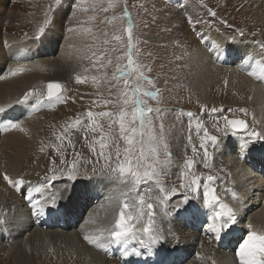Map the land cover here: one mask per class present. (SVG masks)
I'll return each mask as SVG.
<instances>
[{
  "label": "rangeland",
  "instance_id": "rangeland-1",
  "mask_svg": "<svg viewBox=\"0 0 264 264\" xmlns=\"http://www.w3.org/2000/svg\"><path fill=\"white\" fill-rule=\"evenodd\" d=\"M29 1L30 12L25 7L21 11H14L17 0L0 1V77H4L0 78V108L5 109L0 113V125L18 122L24 129L0 131V173L7 172L11 178L23 181L13 188L0 176V216L5 221L0 224V264H126L129 259L133 264H178L179 260L175 258L179 256L186 257L180 264H228L223 257L226 248L218 249L213 239L204 234L199 236L212 214V208L203 205V187L198 190L197 199H191L193 194L179 187L181 173L187 172V158L195 159L193 171L196 175L216 177L211 187L216 189L220 202L233 208L237 215L238 222L231 229L233 232L251 224V230L264 233V215L260 219H251L262 208L264 201V150L257 154L260 157H252L255 164H249L250 159L247 157L239 159L241 164L237 154V142L247 140L248 144L253 142L264 147V140H253L247 136V132H244V138H239L235 136L236 133L225 131L224 121L220 119L221 115L241 118L247 121L248 131L264 134V86L246 74L255 60L264 61V50L261 49V45H264V0H126L138 49V56L134 50V58L151 69L149 72L146 68L145 72L160 90L161 102L158 105L152 101L149 103L154 108L158 106L164 110L161 120L170 153V162L161 181V186L169 193V200L166 204H160L153 199L156 204L155 228L162 239L150 249L142 248L141 256L131 258L122 255L120 246L102 251L88 245L83 239L84 235L77 236L78 230L87 234L96 227L85 221L94 212L90 210L94 205L89 203L90 199H97L89 191L99 186V189H103L101 191L110 193L114 182L101 172L104 162L97 163L96 156L89 148V143L99 133L93 134L79 128L67 133L62 130L63 125L74 122L78 116L83 117L89 110L115 111L111 107L104 108L92 103L95 100L102 104L103 100L110 99L108 89L115 82L105 83L102 79L97 88L92 78L102 77L106 73L110 80L117 63L116 57L125 52L126 36H123L121 44L111 39L117 29L123 35L125 21L116 20L111 25L107 22L113 16H120L125 5L104 12L101 8L107 6V0H77L81 7L89 10L74 15L75 5L69 8L68 3L64 2L55 12V24L37 42L36 28L44 21V13L52 5V0ZM210 11L216 15H210ZM189 18L195 22L194 26L189 23ZM80 21L84 23L80 24ZM69 27L76 31L68 32ZM83 29L91 31L85 32ZM105 38L109 40L107 45L103 43ZM220 39L224 41L223 46L240 45L243 54L247 48L256 49L253 51L254 57L247 56L248 64L239 67L238 61L242 56L231 58L225 51H220ZM114 46L116 51H112ZM22 48L26 51L12 55L15 58L10 56ZM102 53V62H106L109 57L112 59V64L106 69L99 64L93 66V60ZM20 65L25 68L21 75H8L10 69ZM77 76L86 78V82L77 83ZM49 82H58L63 86V102L38 110L34 98L25 104H16L26 91H44V86ZM257 86L260 87V94L254 90ZM8 99L13 103L7 105ZM212 108L224 111L212 113ZM241 108L247 109L248 115L239 112ZM229 109L234 111L229 112ZM187 113H193V117H188ZM101 123L107 131V122ZM159 123L157 121V132ZM198 124L209 135L216 136L218 141L216 147L210 142L207 145L211 157L207 168L204 167L203 149L199 148L203 130L197 129ZM217 124L220 125V131L216 129ZM57 136H64V140H57ZM85 136L88 140H85ZM231 142L233 146L229 147ZM193 146L197 148L195 157ZM76 153H79L78 157ZM62 158L68 162L78 160L79 175L75 181H68L61 175L54 182L56 187L52 189L53 192L60 190L63 185L69 187L63 190L64 198L58 204L60 211L54 214L55 210H46L49 224L41 229L50 233V236L36 239L33 227L22 230L21 226L25 225L26 220H18L16 202H29L28 196L39 198L41 194L31 189L52 174L49 169L55 168L59 174V169L66 167L60 164ZM160 158L165 157L161 155ZM243 165L250 167V171L256 173L258 178L261 176L263 183L259 195L262 202L251 213L240 218L239 206L245 182ZM94 167L97 169L95 173L92 171ZM190 179L189 174L183 182L187 184ZM173 187L177 189L174 195L171 194ZM227 189L234 191L240 200L234 201ZM185 195L190 197L189 202L177 210L178 203ZM75 201L76 207L81 209L78 218L71 217ZM212 207L219 211L218 206ZM188 208L202 216L200 230L194 226L192 215L184 213ZM99 214L104 215L102 210ZM15 232L16 236L13 235ZM242 233L246 236L247 232ZM13 244L20 245L21 253L11 249ZM133 244L138 247L136 242ZM174 248L180 254L171 257ZM237 250L228 254L231 259H238L235 255Z\"/></svg>",
  "mask_w": 264,
  "mask_h": 264
},
{
  "label": "snow or ice",
  "instance_id": "snow-or-ice-1",
  "mask_svg": "<svg viewBox=\"0 0 264 264\" xmlns=\"http://www.w3.org/2000/svg\"><path fill=\"white\" fill-rule=\"evenodd\" d=\"M64 2L68 3L69 8H73V14L80 11H88V8L81 7L77 0H52V5L48 11H45L44 21L39 24L35 31V39L40 42L46 31L55 24V12L62 7ZM121 4L125 5L124 11L120 16H113L107 22L111 25L113 21L123 20L125 26L121 30L117 29L111 39L117 44L123 42V36H126L125 52L122 56L116 57L115 70L112 73L110 80L105 73L102 77H93V82L98 88L103 79L105 83H112V87L108 89L110 99L103 100L102 104L99 101H92L93 105L102 106L104 108H113L115 111H100L92 110L83 114V117L78 116L74 122L62 126L64 133L69 130L79 128L82 131L91 133H99L98 137L94 136L89 143L90 151L96 156V162L103 161L101 172L107 174L108 178L114 183L112 191L105 197V202L99 207L104 215L98 213L93 214L86 221L87 224L95 225V229L85 234L83 239L88 245L94 246L96 249L107 251L112 246H120L122 255L127 258L139 257L142 255L141 249H150L162 239L155 228V212L156 204L153 203L155 198L158 203L166 204L169 200V193L161 186L162 177L165 169L170 162V153L168 152V142L164 134V125L161 120L163 109L160 107H152L149 101L155 102L157 105L160 101V90L155 87V82L146 74V65L142 64L137 58H134V50L138 56L137 45L134 42L133 24L131 22L130 13L126 8V0H107V6L101 8L102 11L108 12L115 9ZM92 10H95V5ZM52 15H49V13ZM215 16V12L209 13ZM83 24L84 21H80ZM189 23L194 26L195 22L189 18ZM68 32H74L76 29L69 27ZM85 32H90L91 29H83ZM107 37V32L104 33ZM241 35L243 33L241 32ZM105 45L109 40L105 38ZM264 50V45H261ZM114 46L112 51H116ZM21 49L20 52H25ZM95 55V53L93 54ZM18 59V57H17ZM251 59V58H250ZM104 61V54L96 56L93 60V66L97 64L101 68H107L112 64V59L109 57ZM122 61H124L122 63ZM25 71L23 65L10 69L9 76H18ZM87 71V69H86ZM147 71H151L147 68ZM246 74L256 79L264 86V61L255 60L252 63L251 70ZM4 78V77H0ZM77 83H85L86 78L82 79L77 76ZM122 82V84H121ZM154 89V90H153ZM115 90V91H113ZM63 86L58 82H49L44 86V91H26L22 98L16 101V104L21 105L27 103L30 98L36 100V110L40 107H54L56 104L63 102L64 98L61 95ZM251 99V97H249ZM203 111V106L201 107ZM5 111L0 108V113ZM223 109L212 108L211 112H223ZM229 112L234 110L229 109ZM244 115H248V110L241 108L238 110ZM188 117H193V113H187ZM220 119L224 121V130H232L233 132H245L248 125L243 119H230L227 115H221ZM101 121L107 122V131H105ZM157 121L159 123V131L157 132ZM19 129L24 131L18 122H11L6 125H0V131ZM118 129V131H117ZM197 129L201 130L202 126L197 125ZM217 131H220V125H216ZM203 130V136L199 144V148L203 149L204 167H209L208 161L210 155L207 150V145L210 142L212 146H218L217 137L209 135L206 129ZM247 136L253 140H264V134L256 131H247ZM88 140V137H84ZM57 140L63 141L64 136H57ZM121 141L123 146H121ZM191 141V135L189 136ZM71 144V140L69 139ZM248 141L245 140L241 144V149L245 150ZM74 147V146H73ZM192 152L197 154V148L193 146ZM161 155L165 158L161 159ZM79 156V153H76ZM91 162V161H89ZM61 165H66L65 168L59 169V174L55 168L49 169L52 173L44 177L43 182L32 188V192L41 194L39 198L28 196L30 206L33 208V215L42 217L46 210H55V213L60 211L58 207L59 201L64 198V189L69 187L63 185L60 190L53 192L56 187L55 181L64 175L68 181H75L79 175L77 168L78 160L68 162L62 158ZM187 172L181 173L180 189H185L186 192L192 193L191 199H197V193L200 187H203V205L205 208H212V214L208 217L210 221L207 231L213 233L217 240L221 239L222 233L227 234L233 226L238 222L237 215L233 208L221 203L216 195V189L211 187V184L216 180V177L207 175L202 177L196 175L193 171L195 165L194 158H187L185 161ZM93 173L97 171L94 167ZM191 175V179L187 184L183 181ZM4 182L9 187L16 188L23 183L22 180L11 178L7 172L0 173ZM177 189L173 187L172 195ZM234 201L240 200V197L231 189ZM155 193V197H154ZM190 197L185 195L183 200L178 203L177 210L183 204L189 202ZM218 206L219 211L212 206ZM5 221L0 216V224ZM249 232L238 245L236 257L239 264H264V233L253 231L252 225L249 224ZM136 242L138 247L133 244ZM126 264H133L129 259Z\"/></svg>",
  "mask_w": 264,
  "mask_h": 264
},
{
  "label": "bare ground",
  "instance_id": "bare-ground-1",
  "mask_svg": "<svg viewBox=\"0 0 264 264\" xmlns=\"http://www.w3.org/2000/svg\"><path fill=\"white\" fill-rule=\"evenodd\" d=\"M1 1V0H0ZM19 2L20 3H24L25 5L23 6H21L20 4H19ZM228 2V1H227ZM12 3V2H11ZM3 4V3H2ZM28 5H30V1L29 0H17V2H16V4L13 6V9H14V11H21L24 7L28 10V12H30L29 10H30V8L28 7ZM3 6V5H2ZM12 9V10H13ZM185 11H187V10H185ZM198 28V27H197ZM200 28H201V26H200ZM197 30H199V29H197ZM19 33H21V32H19ZM209 33V32H208ZM205 36V35H204ZM196 37V36H195ZM198 38V37H197ZM192 39V38H191ZM218 39V38H217ZM220 40H222V39H220ZM223 40H222V44H220V45H218V46H220V48H219V50L220 51H225L227 54H229L230 55V57L231 58H234V57H241L240 59H239V61H238V65H239V67L240 66H244V64L245 65H247L248 64V61H247V56L248 57H252L253 56V51L254 50H256V49H250V48H247L246 50H245V52L246 53H242V48H241V46L240 45H237V44H233V45H231V44H224V46H223ZM222 45V46H221ZM245 49V48H244ZM201 52V51H200ZM20 53V51H18V52H16V53H14V54H10V56L11 57H13V58H15V56H12V55H17V54H19ZM205 54V53H204ZM208 54V53H207ZM217 54V53H216ZM215 54V55H216ZM199 55V54H198ZM244 55V56H243ZM3 57V56H2ZM213 57V56H212ZM254 57V56H253ZM259 57V56H258ZM8 58V57H7ZM202 59V58H201ZM206 59V58H205ZM214 59V58H213ZM259 59V58H258ZM255 60V59H254ZM206 61V60H205ZM227 61H229V60H227ZM253 61V60H252ZM251 62V61H250ZM195 63V62H194ZM252 63V62H251ZM3 64V63H2ZM210 64V63H209ZM252 66V65H251ZM250 66V67H251ZM202 68V67H201ZM248 70H250V69H248ZM247 70V71H248ZM207 74V73H206ZM250 79V78H249ZM247 80V79H246ZM246 80H243V81H246ZM255 80V79H254ZM253 81V80H252ZM243 83V82H242ZM247 83V82H246ZM250 85V84H249ZM251 86V85H250ZM258 94H260V92H261V90H260V87H256V89H254ZM2 92V91H1ZM8 92V91H7ZM18 98V97H17ZM7 100V99H6ZM9 100V99H8ZM10 100L6 103L7 105H10V104H12L13 102H11L10 104ZM264 103V102H263ZM263 121H264V119H263ZM263 127H264V125H263ZM245 132H247V131H245ZM237 135V137H239V138H244V137H242L243 135H245L244 133L243 134H235V136ZM244 141V140H243ZM240 142V143H239ZM239 142H237L239 145L237 146V154L239 155V157H238V160L239 159H241V158H243V157H247L248 159H250L248 162H249V164L250 163H254L255 164V162H253L252 161V157H256V156H258V157H260V154L259 155H257L260 151H262V150H264V147H262V146H260V145H258V143H250V144H248L247 145V147H246V149L245 150H242L241 149V144L242 143H244V142H242V141H239ZM231 146H233V143L231 142V144H230V146L229 147H231ZM229 147L227 148V151H228V149H229ZM234 157V156H233ZM237 161V160H236ZM240 161V163L242 164V161L241 160H239ZM238 162V161H237ZM241 167V166H240ZM242 169H245L244 170V172H243V176H244V178L243 179H245V182H243L244 183V187H243V192L241 193V206H239L240 207V218H243V216H246L248 213H251V211L252 210H254V208L256 207V206H258L259 204H260V202H262L261 201V199H260V195H259V189H260V187H261V184L263 183V181H262V178H261V176H260V178H258V176L256 175V173H252L251 171H250V167H246L245 165H243V167H242ZM240 172H241V170H239ZM236 172V171H235ZM240 177H242V176H240ZM240 182V181H239ZM243 185V184H242ZM104 187V186H103ZM111 187V186H110ZM100 187L98 186V187H96V186H94L93 187V189L92 190H90L89 192H90V194L91 195H94V197H96L97 199L96 200H94L93 201V199H90V201H89V203H91V204H94L93 206H92V208L90 209V210H93L94 212H92L91 214H95V213H100V207H99V205L100 204H102V203H104L105 202V197L107 196V195H109V193H106L105 191H101V190H103V189H99ZM105 190V189H104ZM107 191V190H106ZM88 192V193H89ZM11 195V194H10ZM99 197V198H98ZM102 197V198H101ZM264 199V198H263ZM14 208V207H13ZM73 208H74V214L71 216V217H77L78 218V213H79V215H80V211H81V209L79 208V206L78 207H76V201H75V203L73 204ZM189 209V208H188ZM15 213H17L16 214V216H18L19 217V219L18 220H26V222H25V225L23 226H21L22 227V230H28V229H30V228H34L33 229V231H35L36 232V234H37V238L36 239H38V238H41V236H43L44 238L46 237V236H48L49 234L47 233V232H44L41 228H43V227H46L48 224H49V219H48V215H47V212L45 213V215L44 216H42V217H37V216H35V215H33V208L30 206V204H29V202H27L26 200H23V201H19V202H16V206H15ZM184 213L185 214H191L192 215V220L195 222V224H194V226L198 229V230H200V228H199V225H200V223H201V221H202V216L199 214V215H197V213L194 211V210H192V208L191 209H189V210H187L186 209V211H184ZM71 215V214H70ZM264 215V201H263V206H262V208L259 210V211H257V213L255 214V216H252L251 217V219L252 218H254V217H256V218H258V219H260V217L261 216H263ZM90 216H92V215H90ZM89 216V217H90ZM89 218L87 217V218H85V221H87ZM252 221V220H251ZM251 221H249V222H251ZM207 222H208V225H209V223H210V221L208 220V218H207ZM248 222V223H249ZM171 223V222H170ZM82 225V224H81ZM80 225V226H81ZM208 225H206L205 227H204V229L201 231V233H199L198 235L199 236H201V234H204V235H207L209 238H211V239H213L214 241H215V246L216 247H218V249H220V248H226V250H227V252L224 254V258H225V262L226 263H228V264H231V263H233V264H239V262H238V259H231V257L228 255L229 253H231L233 250H235L236 248H238V242H239V240H241L242 238H241V236H243L244 235V233H242V231H246L247 233L249 232V229H248V227L246 228V227H240V229H235V232H233L232 230L234 229H232V230H230L227 234H224V233H222V236H221V239L220 240H217L216 238H215V235L213 234V233H210L209 231H207V228H208ZM254 225V224H253ZM87 227V226H86ZM95 227V226H94ZM20 229V228H19ZM254 231H255V229H253ZM32 231V232H33ZM18 232V231H17ZM17 232H15L13 235H17ZM259 232V231H258ZM19 233V232H18ZM75 233V232H74ZM76 233H79V235H77V236H81L82 237V235H85V233L86 232H84V231H77ZM81 233V234H80ZM178 233H180V232H178ZM246 233V234H247ZM33 234V233H32ZM36 234H34V236L36 235ZM195 234V233H194ZM194 234H192V235H194ZM242 234V235H241ZM75 234H73V236H74ZM50 236V235H49ZM196 236V235H195ZM229 236V237H228ZM239 236H240V238H239ZM75 237V236H74ZM197 237V236H196ZM245 236H243V238H244ZM77 238V237H76ZM200 238V237H199ZM204 238V237H203ZM12 240V239H11ZM14 240V239H13ZM28 240V239H27ZM195 240V239H194ZM32 241V240H31ZM21 243V242H20ZM55 243H56V240H55ZM207 244V243H206ZM210 244V243H209ZM20 246V245H19ZM19 246H16V244H13V246H11V249H13V251H19L20 250V248H19ZM237 246V247H236ZM10 247V246H9ZM22 247V246H21ZM212 247V246H211ZM4 248V247H3ZM23 249V248H22ZM11 251V250H10ZM13 251H11V252H13ZM23 251V250H22ZM96 251V250H95ZM102 251H104V250H102ZM110 251V250H109ZM20 253H21V251H19ZM178 252V249H176V248H174L173 250H171V257H176V256H179V254H180V252H179V254L177 253ZM110 253V252H109ZM213 254V253H212ZM108 255H110V254H108ZM20 257H23V256H20ZM104 258V257H103ZM116 258V257H115ZM186 257L185 256H179V257H177V258H175V260H179V262H178V264H180V262H182L184 259H185ZM113 259V258H112ZM222 259V258H221ZM117 261V260H116ZM114 264H116V263H114ZM117 264H118V262H117ZM202 264V263H201Z\"/></svg>",
  "mask_w": 264,
  "mask_h": 264
},
{
  "label": "water",
  "instance_id": "water-1",
  "mask_svg": "<svg viewBox=\"0 0 264 264\" xmlns=\"http://www.w3.org/2000/svg\"><path fill=\"white\" fill-rule=\"evenodd\" d=\"M63 92V91H62ZM62 94V93H61ZM230 119H241V118H230ZM246 123H247V121H246ZM247 125H248V123H247ZM230 131H232V130H230ZM233 132V131H232ZM233 133H236V134H243L244 132H233Z\"/></svg>",
  "mask_w": 264,
  "mask_h": 264
},
{
  "label": "clouds",
  "instance_id": "clouds-1",
  "mask_svg": "<svg viewBox=\"0 0 264 264\" xmlns=\"http://www.w3.org/2000/svg\"><path fill=\"white\" fill-rule=\"evenodd\" d=\"M248 131V130H247Z\"/></svg>",
  "mask_w": 264,
  "mask_h": 264
}]
</instances>
